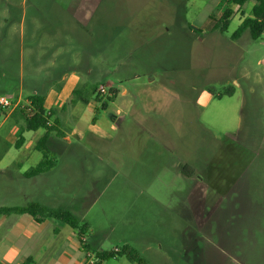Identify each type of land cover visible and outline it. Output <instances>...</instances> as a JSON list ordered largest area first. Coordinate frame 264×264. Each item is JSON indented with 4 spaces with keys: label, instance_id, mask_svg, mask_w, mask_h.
Listing matches in <instances>:
<instances>
[{
    "label": "rangeland",
    "instance_id": "rangeland-1",
    "mask_svg": "<svg viewBox=\"0 0 264 264\" xmlns=\"http://www.w3.org/2000/svg\"><path fill=\"white\" fill-rule=\"evenodd\" d=\"M232 1L73 0L71 21L54 0H0L19 4L7 22L0 9V28L13 27L0 95H29L66 71L99 82L103 98L120 91L106 109L89 103L96 126L73 117L78 137L61 146L73 164V214L90 223L95 256L128 244L144 264H216L219 245L230 253L222 264H264V34L231 38L252 9ZM227 7L236 11L228 30H212L208 17ZM229 87L221 98L209 92ZM16 101L0 106L1 122ZM10 126L0 128L1 165L17 152ZM35 142L31 165L42 159ZM1 175L3 205L11 183ZM102 264L137 263L121 255Z\"/></svg>",
    "mask_w": 264,
    "mask_h": 264
},
{
    "label": "crops",
    "instance_id": "crops-1",
    "mask_svg": "<svg viewBox=\"0 0 264 264\" xmlns=\"http://www.w3.org/2000/svg\"><path fill=\"white\" fill-rule=\"evenodd\" d=\"M54 1L52 6H58L64 12V15L73 21V0ZM18 7L19 4L16 3L0 4L5 22L14 20L15 14L19 12ZM11 28L9 30L7 28H0L1 54H10L8 52V38L10 37L12 41L13 27ZM21 41L24 42V32L22 31ZM53 77L48 81L50 84L48 83L47 85H43L39 81L36 82V84L31 86L32 93L29 95H25L21 88L17 90V94L14 91H5L4 95H0V97L7 96L11 100L17 95V101L14 105L18 106L25 102L30 95L37 92L44 93L46 95L45 108L49 111L53 110L54 114L50 125L57 124L59 132L64 134L62 137H57L55 135L56 132H54L53 138L50 141L52 143V158L54 159L51 169L38 176L27 178L24 176V173L41 161L35 165L26 162L31 160V156L29 155V153L31 154V150L27 146V143L30 141V144H32L34 140L37 142L45 131L43 129L36 132L25 131L24 121L13 115L16 107L11 112L5 113L4 121H0V128L3 126V123L10 121L11 126L6 131L8 137H12L11 134H13L19 139L22 135L25 141L20 147H16L15 143L14 148L17 152L8 163L4 165L0 164L1 176L7 178L8 185L11 183V186L9 185L5 193L6 203L0 205V207H23L29 203H37L48 209H63L73 213V189H71L73 186V164L63 162L61 156L65 149L61 146H63V143L73 146V136L78 137V134L73 131V117L76 120V126L79 122L90 123L92 127L96 126V114L94 112L96 108L95 106L90 107V105H84L80 108L81 104H76L73 108V103H69L73 89L80 80L78 74L73 71H66L60 75H56L55 78ZM76 107L77 110L75 111ZM74 112L77 114H74ZM119 113L118 111L117 114L112 116L113 122L117 120L120 115ZM69 123L71 126H68ZM92 127H89V129L91 130ZM112 129H115V127L112 126ZM35 145L33 149L37 150ZM5 152L0 153V156H3ZM1 159L2 157H0V161ZM213 202L217 201L214 200ZM214 209H216L215 205H213L212 210ZM83 223L89 225V230L84 239L87 245L91 247L88 234L91 226L89 222ZM233 246L234 244L231 245V250H235L232 248ZM73 249L75 251L74 256ZM91 249L95 251L92 247ZM214 249L220 252V255H214L216 264L224 263L230 253H227L219 245L217 249ZM187 251H189V248L185 249V253ZM79 252L84 253L79 243L77 231L67 224L52 218L39 223L29 214L12 213L0 216V264H73L75 258L79 259ZM84 255L86 257V253ZM198 255L199 253L196 258ZM233 263L236 264L237 261L233 259Z\"/></svg>",
    "mask_w": 264,
    "mask_h": 264
},
{
    "label": "trees",
    "instance_id": "trees-1",
    "mask_svg": "<svg viewBox=\"0 0 264 264\" xmlns=\"http://www.w3.org/2000/svg\"><path fill=\"white\" fill-rule=\"evenodd\" d=\"M232 2L234 5L238 6L239 9H242V7L248 2H253V5L250 15L246 16L243 13V10H241L242 22L238 26L237 30L233 33L231 38L233 40H238L246 32L250 34L253 40L261 38L264 34V0H233ZM235 14V10L227 7L218 19H215L212 15H210L207 19V23L214 21L211 29L220 33H224L228 30ZM189 27L192 28L190 25ZM99 85V82H91L89 85L78 83L73 89L69 103H73V105L80 103L87 106L91 101H95L100 104V108L106 109L108 102H112L117 98L119 90L110 89L109 91H113V93L108 95L106 98H103L102 96L105 93L98 91ZM234 91L235 89L233 87L225 88L218 93L213 89H209V92L217 98H221L225 95H232ZM45 99L46 95L42 92L32 94L27 97L25 102L19 104L13 112V115L24 121L25 131L36 132L40 129L45 131L43 136L36 142L35 145L36 149L41 152L42 159L36 166L30 168L24 173V176L27 178L38 176L51 169L54 163L51 150L52 143L50 142L53 138V133L56 132L55 135L57 137H62L64 135L62 132H59L57 124L50 125L54 114L53 110L49 111L45 108ZM24 141L25 139L21 135L15 146H22ZM12 213L29 214L35 219L36 222L39 223L45 221L48 218H52L67 224L77 231L79 243L84 253L87 254L88 252L92 251L91 247L88 246L87 242L84 240V237L89 230V225L87 223H81L76 218V216L68 210L48 209L37 203H29L23 207H0V216ZM121 255H126L129 261L132 263L144 264V260L139 255L137 250L128 244L124 245L120 249L116 248L111 251H96V257L99 259L97 264H102V262L105 260L116 258L117 256Z\"/></svg>",
    "mask_w": 264,
    "mask_h": 264
},
{
    "label": "built area",
    "instance_id": "built-area-1",
    "mask_svg": "<svg viewBox=\"0 0 264 264\" xmlns=\"http://www.w3.org/2000/svg\"><path fill=\"white\" fill-rule=\"evenodd\" d=\"M100 91H101V93L106 92L103 88V85H101ZM0 106L3 108H10L13 106V102L9 97L2 96V97H0ZM98 262H99V259L94 254H92L91 252H88L86 254L85 264H97Z\"/></svg>",
    "mask_w": 264,
    "mask_h": 264
}]
</instances>
